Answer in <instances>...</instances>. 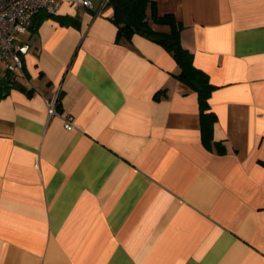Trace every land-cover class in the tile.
Returning <instances> with one entry per match:
<instances>
[{
  "label": "crops",
  "instance_id": "obj_1",
  "mask_svg": "<svg viewBox=\"0 0 264 264\" xmlns=\"http://www.w3.org/2000/svg\"><path fill=\"white\" fill-rule=\"evenodd\" d=\"M99 1L63 2L76 25L47 17L17 39L24 72L0 96V264H264V0L157 2L215 86L224 154L203 146L171 54L117 41Z\"/></svg>",
  "mask_w": 264,
  "mask_h": 264
},
{
  "label": "trees",
  "instance_id": "obj_2",
  "mask_svg": "<svg viewBox=\"0 0 264 264\" xmlns=\"http://www.w3.org/2000/svg\"><path fill=\"white\" fill-rule=\"evenodd\" d=\"M157 2L158 0H108L107 5L113 9L111 19L117 27L116 40L129 41L134 34H139L158 43L171 54L179 68L175 76L197 93L203 146L210 151L224 154L226 145L213 137L217 115L211 109L209 97L215 86L210 82L207 73L194 65L193 53L182 45V22L173 13L159 14ZM47 17H54L62 24H77L75 17L41 11L32 16L28 28L36 31ZM6 72L0 79V96L5 95L12 86L18 85L13 73ZM27 92L30 93L31 90Z\"/></svg>",
  "mask_w": 264,
  "mask_h": 264
},
{
  "label": "built area",
  "instance_id": "obj_3",
  "mask_svg": "<svg viewBox=\"0 0 264 264\" xmlns=\"http://www.w3.org/2000/svg\"><path fill=\"white\" fill-rule=\"evenodd\" d=\"M63 2H69L75 7L92 9V0H0V65L13 74L23 72V55L27 51V45L17 44L20 34L28 29L32 16L44 11L49 14H58ZM108 0H100L99 10L107 5ZM59 90L55 97L47 100L48 115L57 114ZM64 127L71 130L75 127L73 117L68 115L64 119Z\"/></svg>",
  "mask_w": 264,
  "mask_h": 264
},
{
  "label": "rangeland",
  "instance_id": "obj_4",
  "mask_svg": "<svg viewBox=\"0 0 264 264\" xmlns=\"http://www.w3.org/2000/svg\"><path fill=\"white\" fill-rule=\"evenodd\" d=\"M19 36L24 37V34H20ZM17 42H19V41H17ZM6 71L7 70H5V68L2 65H0V79L3 78L4 75H6V73H7ZM13 75L17 76L18 74H13Z\"/></svg>",
  "mask_w": 264,
  "mask_h": 264
}]
</instances>
